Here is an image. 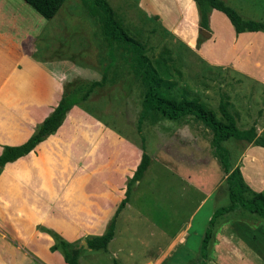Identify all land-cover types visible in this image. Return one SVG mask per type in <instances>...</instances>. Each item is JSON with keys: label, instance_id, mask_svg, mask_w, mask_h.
<instances>
[{"label": "crops", "instance_id": "obj_1", "mask_svg": "<svg viewBox=\"0 0 264 264\" xmlns=\"http://www.w3.org/2000/svg\"><path fill=\"white\" fill-rule=\"evenodd\" d=\"M173 2L178 19L171 28L177 39L193 50L201 46L199 53H204L207 43H216L220 35L214 21L221 18L219 11L213 9L209 18L210 35L216 41L198 45L194 0ZM139 5L150 15L170 14L162 0H141ZM8 32L0 26V155L3 146H19L30 138L59 103L62 84L71 80L59 60L36 58L9 42L4 36ZM248 34L264 35L235 34L230 46H246L243 37ZM127 93L115 85L108 95L75 105L55 133L4 166L0 264H66L59 251L50 250L53 239L40 227L67 242L105 233L143 152L137 131L117 114ZM212 137L210 130L198 126L193 141L188 139L190 143L180 146L177 154L160 147L149 155L150 165L131 189L128 208L107 252L87 245L80 253L82 264H189L213 213L229 204L226 171L210 149ZM248 151L243 152L239 168L249 184L253 180L244 166ZM236 166L237 162L232 164ZM256 185L255 190L262 191Z\"/></svg>", "mask_w": 264, "mask_h": 264}, {"label": "rangeland", "instance_id": "obj_2", "mask_svg": "<svg viewBox=\"0 0 264 264\" xmlns=\"http://www.w3.org/2000/svg\"><path fill=\"white\" fill-rule=\"evenodd\" d=\"M106 1L127 34L147 47V55L152 61L160 56L168 59L165 54L169 53V69L180 91L184 90L187 97L201 101L219 119H222L219 104L227 101L228 112L237 113L238 129L255 126L257 134L264 137V35L248 34L243 37L248 42L246 46L236 43L235 47H231L230 40L235 37L233 26L223 13L218 12L221 18L214 19L220 34L218 40L207 43L205 52L199 53L201 46L190 49L177 39L171 28V24L178 19L173 0H162L169 15L146 13L139 5L141 0ZM222 1L244 19L264 20V0ZM0 26L9 31L3 34L12 44H18L42 61L61 62L63 73L68 80L71 79L62 84V89L66 83L79 77L101 79L110 62L99 22L88 16L81 0H66L49 21L22 0H0ZM185 33L189 36L188 32ZM206 41L216 40L212 35L203 37L199 33L198 45ZM116 59L119 63L111 64L107 71L108 84L101 92L110 91L114 85H122L128 93L117 114L135 124L142 111L144 89L134 76L130 54L118 49ZM215 61L222 64L215 65ZM198 126L189 118L172 121L153 115L144 120L141 136L137 135L148 155H153L160 147L177 154L180 146L190 143L186 142L188 139L193 141L192 135ZM223 146L230 152V163L237 162L238 166L243 152L249 149L244 166L253 185L244 181L251 191L259 192L255 190L254 184H257L263 188L260 192H264V148L235 139H229ZM258 175L263 179H259ZM221 220L216 226V234L220 235L210 251L209 264H264V219L239 210L223 216ZM230 246L235 250L229 249Z\"/></svg>", "mask_w": 264, "mask_h": 264}, {"label": "trees", "instance_id": "obj_3", "mask_svg": "<svg viewBox=\"0 0 264 264\" xmlns=\"http://www.w3.org/2000/svg\"><path fill=\"white\" fill-rule=\"evenodd\" d=\"M22 1L40 17L49 21L56 16L66 0ZM194 3L198 13L199 30H210L209 17L211 11L215 9L228 18L236 35L241 33L264 34V20L244 19L231 7L225 5L222 0H194ZM81 4L88 16L97 19L99 22L110 62L106 65L100 80L79 77L66 83L63 86L61 99L57 106L42 123L36 126L33 134L24 144L2 147L0 173L6 164L28 155L39 143L55 133L72 107L108 95L109 91L101 92L109 81L107 71L111 64L119 63L116 59L118 49H124L131 56L132 64L130 65L134 76L144 89L141 102L142 111L136 120L137 123L133 124L127 119L124 120L129 126L133 127L141 136V125L144 120L148 116L158 115L172 121L193 119L201 128L208 129L213 133L210 149L219 157L226 171L229 204L213 213L201 240L199 251L196 257L189 262V264H209L210 251L215 242L216 226L222 222L223 216L244 210L264 219V192L251 191L244 181L239 166L232 167L230 152L223 146V143L229 139H235L254 147L264 148V137L257 134L255 126L244 130L238 129L236 127L237 113L228 112L229 103L227 101H221L219 104V112L222 117L219 119L216 113L208 109L201 101L187 97L184 90L180 91L178 82L173 80L169 69L171 62L169 53L166 52L165 54L168 59L160 56L152 61L147 55V47L127 34L121 22L116 20L114 10L106 0H81ZM177 73L180 75V72ZM113 78L115 77L113 76ZM142 149L141 161L133 176L127 181L125 197L107 223L105 233L101 236H90L83 239L89 249L107 252L108 244L118 234V220L128 208L131 189L142 178L150 165L151 157L145 152L144 147ZM39 230L51 236L54 244L50 250L59 251L66 264H82L80 260V253L83 250L82 240L67 242L52 230L41 227Z\"/></svg>", "mask_w": 264, "mask_h": 264}, {"label": "water", "instance_id": "obj_4", "mask_svg": "<svg viewBox=\"0 0 264 264\" xmlns=\"http://www.w3.org/2000/svg\"><path fill=\"white\" fill-rule=\"evenodd\" d=\"M199 33L201 36L203 37H207L210 35V33L208 31H205V30H199ZM81 245L84 247V248H87V243L85 241H82Z\"/></svg>", "mask_w": 264, "mask_h": 264}]
</instances>
